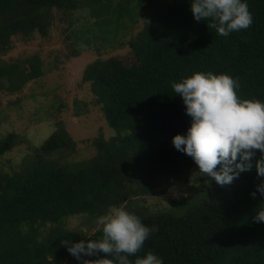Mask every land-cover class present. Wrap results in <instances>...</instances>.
Listing matches in <instances>:
<instances>
[{
    "label": "trees",
    "instance_id": "1",
    "mask_svg": "<svg viewBox=\"0 0 264 264\" xmlns=\"http://www.w3.org/2000/svg\"><path fill=\"white\" fill-rule=\"evenodd\" d=\"M247 3L252 25L223 37L208 27L209 21L194 19L191 0H162L160 5L155 0H0V56L11 49L14 37L39 33L46 38L57 11L97 18L100 34L91 39L86 38L94 31L88 21L73 31L76 42L89 47L105 42L106 34L122 31L125 36L144 10L151 11L128 41L127 62L97 59L83 71L94 105L115 132L109 140L102 135L93 140L95 156L61 161L74 154L76 142L59 127L32 147L18 169L8 171L7 163L0 164V264H82L62 243L80 241H74L68 220L94 222L110 205L158 226L138 256L151 251L164 264H264V222L252 218L264 207V198L251 195L264 178L252 169L223 186L206 176L194 179L198 166L172 143L176 134H186L191 117L171 81L194 72L227 73L239 79L241 98L264 101V0ZM42 65L38 54L0 58V92L22 90L43 75ZM21 139L13 131L0 138V160ZM163 186L171 188L163 190L173 196L169 209L152 213L138 207L141 195L158 193ZM101 235L98 228L81 240Z\"/></svg>",
    "mask_w": 264,
    "mask_h": 264
},
{
    "label": "clouds",
    "instance_id": "2",
    "mask_svg": "<svg viewBox=\"0 0 264 264\" xmlns=\"http://www.w3.org/2000/svg\"><path fill=\"white\" fill-rule=\"evenodd\" d=\"M190 10L197 22L209 21L208 27L223 37L253 23L247 0H191ZM170 85L182 97L186 114L191 117L186 134H176L172 143L193 159L198 166L195 175L206 176L221 186L252 169L264 178V101L241 98L239 79L227 73L194 72ZM256 150L260 155L254 160ZM257 193L264 198V179L252 197ZM252 218L264 222V207ZM95 225L102 233L99 238L62 241L82 264H164L163 258L151 251L136 255L159 228L145 225L125 207L110 205L106 214L96 217ZM101 252L105 255L95 261L84 259Z\"/></svg>",
    "mask_w": 264,
    "mask_h": 264
},
{
    "label": "rangeland",
    "instance_id": "3",
    "mask_svg": "<svg viewBox=\"0 0 264 264\" xmlns=\"http://www.w3.org/2000/svg\"><path fill=\"white\" fill-rule=\"evenodd\" d=\"M161 1L155 0V3L160 5ZM150 14V9L144 10L137 18L138 22L123 31L125 36L121 37L122 31L106 34L103 36L105 42L97 40L92 47L82 44L80 40L76 42L73 31L86 27L88 21L93 24L91 28L94 31L87 33L86 38L91 39L93 34H100L94 24L97 18L88 19L87 13L80 11L66 15L55 12L46 38L39 33L27 39L14 37L11 49L0 56L1 60L10 61L38 54L43 63V75L20 91L0 92V138L11 131L22 137L21 142L0 160V164L7 163L9 166L4 167L8 171L18 169L26 155L32 153V147L42 145L59 127L64 128L76 142L74 154L64 155L61 161L81 162L94 157L97 149L93 140L101 135L109 140L115 132L108 127L100 107L94 105L91 86L82 80L83 71L97 59L118 58L127 62L131 53L128 41L138 33ZM195 184L198 186V183ZM163 187L158 193L141 195L138 207L140 205L152 213L169 209L168 201L173 196L163 190L171 188ZM67 227L75 232L74 241L98 229L95 221L86 222L83 217L70 218Z\"/></svg>",
    "mask_w": 264,
    "mask_h": 264
}]
</instances>
